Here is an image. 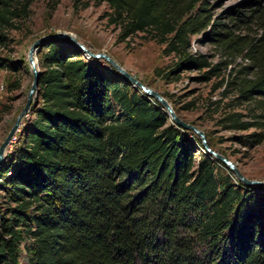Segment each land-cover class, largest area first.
I'll list each match as a JSON object with an SVG mask.
<instances>
[{
    "label": "trees",
    "instance_id": "obj_1",
    "mask_svg": "<svg viewBox=\"0 0 264 264\" xmlns=\"http://www.w3.org/2000/svg\"><path fill=\"white\" fill-rule=\"evenodd\" d=\"M32 1L0 0V47ZM102 3L118 39L145 32L178 56L165 77L198 69L209 79L231 62L188 51L205 28L239 55L219 83L227 99L217 122L245 131L233 135L243 145L264 142V0L232 8L226 22L207 0H72L74 9ZM41 45L36 99L0 167L14 203L0 213V264H264V186L219 173L224 162L201 136L100 58L66 38ZM0 68L18 69L1 55Z\"/></svg>",
    "mask_w": 264,
    "mask_h": 264
},
{
    "label": "rangeland",
    "instance_id": "obj_2",
    "mask_svg": "<svg viewBox=\"0 0 264 264\" xmlns=\"http://www.w3.org/2000/svg\"><path fill=\"white\" fill-rule=\"evenodd\" d=\"M212 19L228 21L232 8H244L251 0H207ZM50 0H33L29 6V15L21 19L17 28L8 30L7 44L0 47V55L15 61L17 70L0 68V107L10 105L9 110L0 114V143L4 139L15 117L25 102L26 93L32 80V73L27 61V51L30 44L39 36L65 31L85 44L93 52H104L118 64L137 77L143 84L160 93L172 106L176 115L183 121L190 123L203 132L207 137L210 148L224 156L244 176L248 178L264 179V142L253 147L243 145L234 140L233 135L245 132L226 129L218 124L217 119L221 107L227 97L223 96L224 84H219L227 71L238 67L244 60L239 55H226L222 48L207 37V28L192 34L188 51L204 54L210 63L229 60L228 65L220 64V70L209 79L197 78L198 69H183L163 75L178 56L164 51V43L150 37L145 32H136L125 39H118V26L108 22L106 13L109 7L106 3L90 4L81 9H74L72 0H57L54 7ZM255 25H252L254 29ZM246 28L235 29L236 33H245ZM253 30H250L252 32ZM36 50L37 67L40 49ZM100 61L110 65L104 58ZM204 67L203 69H206ZM20 79L18 87L11 88L16 78ZM36 96L33 100L35 101ZM29 112V111H28ZM28 113L21 119L19 129L5 147L4 158L0 167L6 163L17 143V133ZM203 150V148H199ZM199 157V150L195 152ZM214 159L218 158L213 155ZM220 159V158H218ZM218 163L219 173L237 178L233 169L221 159ZM0 179V213H6L8 207L13 206L6 196ZM244 183V182H243ZM246 184V183H244ZM264 186L262 184H246ZM24 261V256H21Z\"/></svg>",
    "mask_w": 264,
    "mask_h": 264
},
{
    "label": "water",
    "instance_id": "obj_3",
    "mask_svg": "<svg viewBox=\"0 0 264 264\" xmlns=\"http://www.w3.org/2000/svg\"><path fill=\"white\" fill-rule=\"evenodd\" d=\"M47 38H66L70 40L79 50H81L85 55L89 57H102L104 58L117 72H119L123 77H125L127 80H129L133 85L138 86L147 94L153 95L158 99V101L163 105L166 112L170 115V117L178 124L185 128H190L194 132H196L199 136H201L204 147L206 150L214 155L215 157H218L220 159H223L228 166L233 169L236 176L244 183L246 184H262L264 185V179H254V178H248L244 176L236 167L232 165L231 162H229L227 159L224 158L223 155L216 152L215 150L211 149L205 142V138L203 136V132L195 127L194 125L187 123L180 119L175 111L173 110L172 106L168 104L167 100L157 91L153 90L152 88L146 86L143 84L137 77H135L132 73H130L128 70H126L124 67H122L120 64H118L112 57H110L108 54L104 52H93L90 50L85 44L78 41L74 36L69 34L65 31H59V32H53L45 35H41L37 37L29 46L27 51V61L28 65L30 67L31 73H32V80L30 83V86L26 93L25 102L22 105L21 109L17 113L15 120L13 124L11 125L10 129L8 130L7 134L5 135L4 139L0 143V163L2 162L4 158V150L5 147L8 145V143L11 141L12 137H14L15 132L19 129V125L21 123V119L24 115H26L33 103L34 96L37 95L38 92V82H39V68L37 67V59H36V50L39 46H41V43L43 40Z\"/></svg>",
    "mask_w": 264,
    "mask_h": 264
},
{
    "label": "bare ground",
    "instance_id": "obj_4",
    "mask_svg": "<svg viewBox=\"0 0 264 264\" xmlns=\"http://www.w3.org/2000/svg\"><path fill=\"white\" fill-rule=\"evenodd\" d=\"M168 102V101H167ZM169 104V103H168ZM212 155V154H211ZM213 156V155H212Z\"/></svg>",
    "mask_w": 264,
    "mask_h": 264
}]
</instances>
